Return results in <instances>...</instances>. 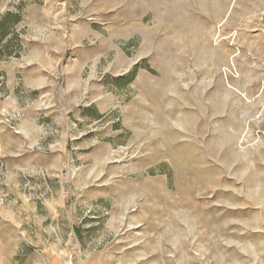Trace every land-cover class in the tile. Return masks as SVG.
Returning a JSON list of instances; mask_svg holds the SVG:
<instances>
[{
  "label": "rangeland",
  "instance_id": "374dc122",
  "mask_svg": "<svg viewBox=\"0 0 264 264\" xmlns=\"http://www.w3.org/2000/svg\"><path fill=\"white\" fill-rule=\"evenodd\" d=\"M0 264H264V0H0Z\"/></svg>",
  "mask_w": 264,
  "mask_h": 264
}]
</instances>
